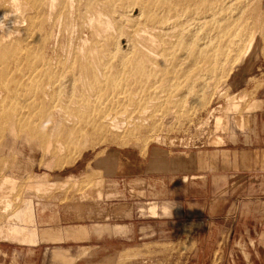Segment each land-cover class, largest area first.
<instances>
[{"label":"rangeland","instance_id":"374dc122","mask_svg":"<svg viewBox=\"0 0 264 264\" xmlns=\"http://www.w3.org/2000/svg\"><path fill=\"white\" fill-rule=\"evenodd\" d=\"M11 1L14 0H0V14H4L6 11L10 13L9 15L15 14L18 19L14 18L13 25L17 22L19 24H15V27L11 26L14 31L18 27V30L24 35L22 38H18L19 40L15 38L14 44L3 45L1 43L0 46H7L6 48H8L10 45L8 49L13 47L11 49L14 50L18 41H23V39L28 41L30 39H27L26 36L28 27L26 28L24 20L28 19L29 16L34 18L39 14L37 16L39 18L38 24H42L45 29H48L46 32L45 30L42 32V36L44 48L49 46L47 51L49 50L50 53L43 48L46 51H43V55L51 63L53 68L51 71H56L57 76L61 79L56 76V80H52L51 83L44 80L45 84L41 83L42 85L37 86V89L32 87L33 89L29 92L27 79L22 77L20 80L19 74L29 71L26 52H19L20 57H15L21 59L19 63H13L7 57L3 61L0 60V66L4 68V71L0 72V79L16 81L17 94L21 95V98L27 102L32 103L33 101L35 105L32 104L36 109V111L33 110V113L21 109V113L18 114L21 117L18 116L15 123L17 126L20 125L19 127L10 125V121L13 119H10L11 114L6 115L5 119L9 118L8 120L4 121V117L2 118L1 124L9 125L10 129L6 127L7 130L6 132L3 131V134L0 131V186L8 178L19 177V182L18 188L11 196V198L13 197V205L16 206L13 207V212L5 215V222L0 227L12 223L10 218L17 214L20 210L19 207L28 199L27 201L31 200L32 203V219H30V212L27 211L23 227L37 231L41 237V241L34 245L0 242V264H69L70 262V264H75V260L70 258H63L61 263L54 261L52 253L54 250L70 249V252L74 253L72 255H76L83 248L87 250V254L76 264H264V165L262 151H260L261 149L264 150V0H228V3H225V0H221V3L218 2L219 0H208V2L200 0L199 4L202 3L201 5L198 4L199 0H134L136 3L132 2L133 0H90V2L89 0H70L71 3L65 0L56 1L58 3L55 1L51 3L53 0H44L43 2L42 0H40L41 2L39 0H19L23 5H26V7L23 6L25 9L28 7L25 11L29 12L22 11L20 15H18L17 9L11 4ZM163 1L176 4L173 8L177 9L168 10L164 8L161 5L164 3ZM29 2L30 4L32 2L31 6ZM44 2L46 5H43ZM88 2L93 6H88ZM35 3L38 5L35 6L37 10L33 7ZM68 3L69 5H67ZM86 3H88L87 6ZM149 3L150 7H155L154 3H157L156 10H154L157 13H153V15L155 14L154 24L149 20L147 21L149 16L145 14L146 9L144 7L149 6ZM40 5L48 12L45 13V10L39 9L41 8ZM48 5L54 7L50 8ZM182 6H186V9ZM196 6H201L200 9L203 10H198ZM222 6H224L225 14L222 11ZM158 8L161 10L158 11ZM99 9L100 13L104 10V15L101 14L103 17L96 15L95 11L99 13ZM38 10L39 12H37ZM42 12L46 15L50 14L51 17L55 16L54 18H51L50 15L41 16ZM174 12L175 15H173ZM26 15L28 16L25 17ZM168 15L173 19L165 17ZM58 16L59 18H57ZM175 16L177 17L174 18ZM215 16H219V18H214ZM222 16L223 20L226 18L224 23L221 20ZM99 17L102 21H107L105 19L109 18L108 20H111L110 22L117 27L112 24L114 27L111 29L112 31L109 30L107 34L106 32L103 34L101 28L98 31L97 27L99 26H96L98 22H94V18L98 20ZM212 18L215 21L219 19L216 21L218 23ZM40 20L48 24L46 25ZM164 20H166V24L168 21V26L165 25ZM180 20L182 21L180 22ZM145 22L144 27L146 29L143 27ZM163 22L164 25H162ZM220 22L223 24L222 26ZM6 23L9 22L6 21ZM91 23L92 25H90ZM209 23L213 25L210 27ZM187 24L192 25L188 26ZM19 26L22 30L19 29ZM154 27L158 28V33ZM217 27H219L218 31L216 30ZM211 28L213 29L211 30ZM114 29L116 33L113 32ZM134 29L135 32H133ZM146 32L147 34H145ZM184 32L190 34V37L188 35L186 37ZM136 34H139L138 37L145 34L140 37L142 40L145 38V43L140 41ZM46 35L50 36H47L50 42L45 37ZM118 35L123 38L122 42ZM147 35L152 39L150 40ZM99 36L102 37L99 38ZM254 36L256 38L251 52L243 62L239 63ZM32 38L30 39L31 42L29 41L27 44L34 47V38ZM125 38H129L132 43ZM168 38L170 39L168 40ZM220 38L224 42L219 41ZM84 40L87 42L85 43ZM106 40L111 44L107 43ZM115 40L117 41L116 45ZM104 43H107L109 49ZM159 44L160 48L157 47ZM161 44L164 45V49L161 48ZM167 44L172 46H167ZM216 44L219 46L218 48ZM132 48L133 50H131ZM46 54H50L51 57L49 56V58L51 59H48ZM119 55L123 57L120 58ZM201 56L202 58H200ZM53 57L57 59H53ZM258 57L259 59L256 61ZM125 59L130 61L127 63ZM6 60L12 62L9 64L11 68L6 65L8 64ZM67 60H69L68 63ZM26 61L27 63H25ZM137 62H139L140 68H143L144 78H138L133 72ZM21 64H27L25 66L28 68ZM73 64H75L73 67L75 70L70 67ZM194 64L198 65L194 66ZM7 68L9 70H6ZM70 71L75 77L72 78ZM5 72L8 74L4 75ZM81 72L83 78L78 77ZM106 74L111 78H106ZM196 74H199V78H195ZM64 75L69 76L65 77ZM189 76L191 77L190 80ZM112 80L117 81L118 88L114 89L111 86ZM39 88L40 90H38ZM242 95H246L245 101H237L241 100L240 96ZM10 98L13 100L15 94H11ZM254 102L260 103L261 106L252 109L251 105ZM20 107L18 106V108ZM148 107V115L143 114L144 108ZM99 108L104 109L105 114L112 113L113 117L122 116L120 121L125 122L127 120L126 122L131 123L133 127L129 128V125H125V128L123 127L122 130L120 128L118 129L119 132L117 130L115 132L110 129L111 126L108 123L100 125L95 114ZM50 114L51 116H49ZM216 117L217 119L224 117L226 123L228 121V129L226 130V123L224 127L226 131L216 129ZM133 118L135 122H130ZM238 119L241 120L240 123H238ZM217 134L225 137L226 144L209 145L212 143L211 140L214 135ZM150 145L164 148L173 154L219 148L232 150L249 148L253 151L245 156L244 167L240 166L238 171L229 173L213 185L211 198H205V204H208L203 219L206 223L194 222L193 219L192 224H190L189 220H183L169 226L165 225V230L160 229L159 231L154 222L144 220L149 221V223L143 224L140 237L133 241L117 239L118 243L111 244L107 238L108 233L102 235L91 233L90 237L84 240L85 242L76 240L62 242L70 237L68 232L71 231L67 229V226L71 224L70 220L94 219V217L99 216L100 207L104 206L100 203L101 201L98 202L103 196L98 197L96 192L90 199L80 198L83 192L95 186L94 183L98 177L103 178L100 172L94 170L91 160L95 157L99 158L109 148H139L143 151ZM61 147L64 148V152L60 149ZM68 177H73V179L63 190L56 189L58 185L51 183L57 179L67 180ZM103 180L102 193L104 194V191L108 190L112 183L109 184L105 178ZM38 182L52 184L53 187L48 185L47 190L49 192L46 194H37L32 189H27L30 183ZM120 183L122 185L123 182ZM117 187H120L119 183H117ZM141 189L143 188L140 187L138 190L141 191ZM104 201L106 200L104 199ZM151 204L153 202L146 205ZM119 205L122 204L117 206ZM76 206L82 208L81 215H78ZM144 209L143 214L150 215L147 208ZM165 209L168 210L169 208L166 206ZM90 213L93 214V217H84ZM105 215L108 217V214ZM89 223L94 224V222H85V224ZM91 224L88 226L91 227ZM159 226L162 227V225ZM54 229H58L55 234L58 239L53 242L50 239L42 241V234L45 232L54 234ZM128 231L127 226L124 225L123 231L118 234L125 236Z\"/></svg>","mask_w":264,"mask_h":264},{"label":"crops","instance_id":"0c3cea01","mask_svg":"<svg viewBox=\"0 0 264 264\" xmlns=\"http://www.w3.org/2000/svg\"><path fill=\"white\" fill-rule=\"evenodd\" d=\"M258 59L259 57L256 61ZM260 106V103L254 102L251 108L257 109ZM240 122L241 120L238 119V123ZM226 125L227 130L228 121ZM250 151L253 150L249 148L233 150L219 148L173 154L164 148L151 145L143 151L139 148H109L99 158H93L91 164L94 170L100 172L101 176L109 184H112L103 194L101 190L104 186V180L98 177L94 183L95 186L89 188L91 190H87V193L83 192L84 196L81 194L80 197L90 199L93 197V190H95L97 196L99 195L98 197L103 196V200H98V202L101 201L100 203L104 206L100 207L99 216L94 217V219L70 220L71 224L67 226V229L71 231L68 232L70 237L62 242L68 240L85 242L84 240L88 239L91 233L98 235L108 233L107 238L111 244L118 243L117 239L133 241L135 238L140 237L143 224L149 223V221L144 220L154 222L156 229L159 231L160 229L165 230V227L170 224L183 220H189L190 224H192L193 219L194 222L206 223L203 219L208 204H205V198H211L213 185L219 179L225 178L229 173L238 171L240 166H245V156ZM260 151H262L264 165V150L261 149ZM72 179L73 177L68 178L67 182L59 179L51 183L59 182L56 189L63 190L70 184ZM120 182L125 185L123 183L121 185ZM117 183L120 184V187H117ZM133 184L136 186H133ZM140 187L143 188L141 191L138 190ZM90 193L91 195H87ZM26 201L19 207L20 210L17 214L10 218L12 223L0 227V242L34 245L41 241L37 231L23 227L27 211L30 212V219H32V203L31 200ZM151 202L153 204L147 206ZM118 204L122 205L117 206ZM166 206L169 208L168 210L165 209ZM144 208H147L150 215L143 214ZM76 211L78 215L82 214L80 206H76ZM105 214H108V217ZM84 217H93V214L90 213L84 215ZM85 222H94V224H85ZM90 224L91 227L88 226ZM122 224L127 226L129 230L125 236L124 234H118L124 229ZM159 225H162V227ZM57 230L54 229V234L50 232L43 233L42 241L50 239L53 242L57 240L58 238L55 237ZM70 253V249L54 250L52 259L60 262L63 258H70L75 260L76 264L87 254V250L83 248L76 255Z\"/></svg>","mask_w":264,"mask_h":264},{"label":"bare ground","instance_id":"6f19581e","mask_svg":"<svg viewBox=\"0 0 264 264\" xmlns=\"http://www.w3.org/2000/svg\"><path fill=\"white\" fill-rule=\"evenodd\" d=\"M32 1H35V0H32ZM38 1V0H37ZM40 1V0H39ZM44 0H42V2H43ZM45 1H47V0H45ZM54 1L56 2V1H58V0H53V2H51V3H54ZM65 1H69V3H71L70 2V0H65ZM73 1V0H72ZM77 1V0H76ZM75 1V2H76ZM82 1V0H81ZM80 1V2H81ZM88 1V0H87ZM101 1V0H100ZM137 1V0H136ZM136 1L134 2V0L132 1V2H134V3H136ZM201 1H203V0H201ZM200 0H199V2H198V4L201 2ZM217 1V0H216ZM216 1H214V2H216ZM221 0H219L218 2H220ZM226 1V2H225ZM225 1H222V2H225V3H228L227 1L228 0H225ZM4 2V1H3ZM12 2V1H11ZM41 2V1H40ZM49 2V1H48ZM79 2V1H78ZM89 2H90V0H89ZM88 2V3H89ZM104 2V1H103ZM142 2V1H141ZM157 2V1H156ZM160 2V1H159ZM159 2H158V4H159ZM164 2V3H163ZM162 3L163 4H161V5H163L164 6V8H166V9H168V10H171L174 6H176V4H174V3H170V2H168V1H163ZM204 2V1H203ZM205 2H208V0H206ZM212 2V1H211ZM213 2V3H214ZM45 3V2H44ZM43 3V5H46V3L44 4ZM50 3V4H51ZM56 3H58V2H56ZM69 3L67 4V5H69ZM88 3H86V6H87V4ZM91 3L93 4V2L91 1ZM101 3V2H100ZM133 3V4H134ZM138 3H140V2H138ZM161 3V2H160ZM180 3H182V2H180ZM212 3V4H213ZM221 3V2H220ZM219 3V4H220ZM225 3L223 4V5H225ZM5 4V3H4ZM14 7H15V9H17L16 11L18 12V15H20V14H22L21 12L22 11H24L25 13H27L25 10L26 9H28V7L25 9L23 6H25L26 7V5L24 4H22V2H20L19 0H14L12 3H11ZM29 4H30V2H29ZM31 4H32V2H31ZM31 4H30V6H31ZM47 4H49V3H47ZM49 4V5H50ZM77 4V3H76ZM99 4V3H98ZM142 4V3H141ZM155 4V7L157 6V3H154ZM186 4V3H185ZM202 4V3H201ZM201 4H199V5H201ZM205 4V3H204ZM203 4V5H204ZM216 4H218V3H216ZM245 4V3H244ZM7 5H9V4H7ZM11 5V6H12ZM42 5V4H41ZM40 5V7L41 8H39V9H43V7ZM48 5V6H49ZM66 5V3L64 4V6ZM107 5V4H106ZM119 5V4H118ZM135 5V4H134ZM143 5V4H142ZM141 5V6H142ZM149 6H145L144 7V9H146L145 11V14H147L146 16H149V19H148V17H147V21L149 20L150 22H152V24H154V20H155V14L153 15V13H155L154 12V10H156L155 9V7H150V3L148 4ZM180 5V4H179ZM189 5V4H188ZM234 5H236V4H234ZM12 6V7H13ZM29 6V7H30ZM35 6H38L36 3H35V5L33 6L34 8H35ZM53 6V5H52ZM52 6L50 7V8H52ZM70 6H71V4H70ZM88 6H93V5H90V3L88 4ZM99 6V5H98ZM120 6V5H119ZM138 6V5H137ZM208 6V5H207ZM54 7V6H53ZM72 7H73V5H72ZM159 7V6H158ZM180 7V6H179ZM182 7H184V6H182ZM186 7V6H185ZM184 7V8H185ZM188 7V6H187ZM191 7V6H190ZM194 7V6H193ZM197 7V6H196ZM199 7V6H198ZM197 7V9L199 10L200 9V7L198 8ZM203 7V6H202ZM215 7H217V6H215ZM218 7H219V5H218ZM223 7V12H224V6H222ZM24 8V10H22ZM33 8V9H34ZM55 8H57L56 6H55ZM55 8H53V9H55ZM64 7H62V9H63ZM76 8V7H75ZM111 8V7H110ZM143 8V7H142ZM183 8V9H184ZM220 8V7H219ZM218 8V9H219ZM226 8V7H225ZM36 9V8H35ZM46 9H47V6H46ZM65 9V8H64ZM68 9H71V8H68ZM73 9V8H72ZM83 9H84V7H83ZM89 9H90V7H89ZM88 9V10H89ZM173 9H177V8H173ZM179 9V8H178ZM186 9V8H185ZM195 9V8H194ZM207 9V8H206ZM222 9V8H221ZM234 9V8H233ZM10 10V9H9ZM37 10V9H36ZM35 10V11H36ZM43 10H45V9H43ZM50 10V9H49ZM52 10V9H51ZM133 10V9H132ZM159 10H161V9H159L158 8V11ZM200 10H203V9H200ZM46 11L47 10H45V13H46ZM63 10H61V12H62ZM94 11V10H93ZM104 11V10H103ZM103 11H102V13H103ZM115 11H117V10H115ZM164 11V10H163ZM166 11V10H165ZM209 11V10H208ZM213 11V10H212ZM211 11V12H212ZM215 11V10H214ZM221 11V13H223ZM31 12H32V10H31ZM37 12H39V10L37 11ZM48 12V11H47ZM59 12H60V10H59ZM81 12H83V11H81ZM96 12V15H100V16H102V15H104V13L102 14V13H100L101 11H100V9H99V13H97V11H95ZM139 12V11H138ZM137 12V13H138ZM29 13V12H28ZM33 13V12H32ZM44 12H42V15L41 16H43V15H45V16H48V15H50V14H48V15H46V14H43ZM49 13H50V11H49ZM55 14V12H52V14ZM57 13V12H56ZM63 13V12H62ZM61 13V14H62ZM144 13V12H143ZM157 13V12H156ZM161 13V12H160ZM172 13V12H171ZM199 13H200V11H199ZM215 13H216V11H215ZM217 13H220V12H217ZM10 13H7V11H6V13L4 12V14H0V44L1 43H3V45H5V44H14L13 43V40H15V38L17 39V40H19L18 38H22V36L24 35L23 34V32H21V31H19L18 30V27L17 28H15V29H17V30H15L14 31V29H13V27L12 26H14L13 25V22L12 21H15L14 20V18H17L16 17V15H15V17H14V15L12 16V13H11V15H9ZM35 14V13H34ZM89 14V13H88ZM102 14V15H101ZM109 14V13H108ZM107 14V15H108ZM123 14V13H122ZM145 14H143V15H145ZM168 14H170V13H168ZM183 14V13H182ZM224 14H225V12H224ZM227 14H228V12H227ZM226 14V15H227ZM23 15H25V14H23ZM22 15V16H23ZM39 15V14H38ZM37 15V16H38ZM63 15V14H62ZM70 15V14H69ZM95 15V16H96ZM173 15H175V12L173 13ZM178 15V14H177ZM207 15V14H206ZM210 15V14H209ZM208 15V16H209ZM214 15V14H213ZM215 15H217V14H215ZM219 15V14H218ZM220 15H222V14H220ZM230 15V14H229ZM28 15H26L25 17H27ZM31 16H32V14H31ZM36 16V15H35ZM34 17L33 18V16H32V18L29 16V18L27 19H25L24 20V24H26V28L28 27V31H26V29H23V31H26V36H27V39L28 38H32L33 39V46H34V43H35V46L34 47H32L31 46V44H27V43H29V41L31 42V40L30 39H28V41L27 40H25V39H23V41H18L17 43V46L14 48V50H12L11 48H13V47H11L10 49H8L9 47H10V45H9V47L8 48H6V47H1L0 46V60L1 61H3V59H5L6 57H7V59L9 58L13 63H19V62H21V59H19V52L20 53H22V52H26V60L28 61V63H27V61L25 62V63H27V64H21V65H23V67H29V71H28V73H24V74H22V73H19L20 74V80H21V78L22 77H24L25 79H27V81H28V86H27V88H28V91L29 90H31V89H33V88H35V89H37L38 87L37 86H41L42 84L41 83H44V80H47V82L49 81V83H51L52 82V80H56V76H57V72L55 71L54 72V70H52L51 71V69H53L51 66V63L49 62V60H47L46 59V57H44V55H43V51L44 50H46L47 51V47H49V46H47V47H45L44 48V40H43V36H42V32L45 30V32L48 30L47 28V30L44 28V25L42 26V24L41 25H39L38 24V17ZM44 16V17H45ZM54 16L55 15H53V17H51V15H50V17L51 18H54ZM60 16V15H59ZM59 16L57 17V18H59ZM106 16V15H105ZM105 16H104V18H105ZM120 16V15H119ZM119 16H118V18H119ZM135 16H136V14H135ZM139 16V15H138ZM145 16V17H146ZM179 16V15H178ZM61 18H62V16H60ZM64 17V16H63ZM103 17V16H102ZM107 17V16H106ZM108 17H109V15H108ZM144 17V18H145ZM156 17H158V16H156ZM165 17H168V18H170L169 17V15L168 16H165ZM164 17V18H165ZM177 16H175L174 18H176ZM211 17V15L209 16V18ZM227 17V16H226ZM19 18H20V16H19ZM46 18V17H45ZM101 17H99V19H100ZM104 18H102V19H104ZM116 18H117V16H116ZM115 18V19H116ZM129 18V17H128ZM138 18V17H137ZM160 18V17H159ZM167 18V19H168ZM179 18V17H178ZM208 18V17H207ZM206 18V19H207ZM214 18H219V16L217 17V16H215ZM18 19V18H17ZM21 19V18H20ZM19 19V20H20ZM23 19V18H22ZM44 19V18H43ZM93 19V18H92ZM95 20H94V22H96L95 24H96V26H99V27H97L98 28V31L100 30V28H101V31H102V33L103 32H106V34H107V31H109V30H111V29H113L114 27H113V25L114 26H116L115 24H113V23H111L108 19H105V20H107V21H102L101 19L99 20L98 18V20H96V18H94ZM163 19V18H162ZM170 19H173V18H170ZM170 19H168V20H170ZM181 19H183L182 17H181ZM211 19V18H210ZM213 19V18H212ZM18 20V21H19ZM46 20V19H45ZM83 20V19H82ZM214 20V19H213ZM219 20V19H218ZM217 19H216V21H218ZM222 22L224 23V21L226 20V18H225V20H223V16H222ZM6 21H8L9 23H6ZM41 21H43V20H40V22ZM46 21H48V20H46ZM62 21H63V19H62ZM93 21V20H92ZM91 21V22H92ZM113 21V20H112ZM117 21V20H116ZM125 21V20H124ZM146 21V22H147ZM160 21H162V20H160ZM182 20H180V22H181ZM184 21V20H183ZM212 21V20H211ZM215 21V20H214ZM215 21V22H216ZM43 22H45V21H43ZM51 22V21H50ZM67 22V21H66ZM94 22H93V24H94ZM120 23H121V21H119ZM146 22L143 24V27H144V25L146 24ZM149 22V23H150ZM164 22H165V25H167L168 24V21H167V24H166V20H164ZM164 22H163V24L162 25H164ZM175 22V21H174ZM174 22L172 23L173 25H174ZM179 22V21H178ZM209 22H210V20H209ZM214 22V23H215ZM46 23V22H45ZM115 23V22H114ZM124 23V22H123ZM148 23V22H147ZM157 23V22H156ZM158 23H160L159 22V20H158ZM157 23V24H158ZM171 23V22H170ZM176 23V22H175ZM187 23H188V21H187ZM206 23H208V22H206ZM216 23H218V22H216ZM221 23V22H220ZM245 23V22H244ZM17 24H19V22H17ZM16 24V25H17ZM48 23H46V25H47ZM113 24V25H112ZM117 24H118V22H117ZM151 24V25H152ZM171 24V25H172ZM210 24V23H209ZM12 25V26H11ZM67 25V24H66ZM90 25H92V23L90 24ZM148 25V24H147ZM169 25V24H168ZM167 25V26H168ZM177 25V24H176ZM188 25V24H187ZM192 24H190V25H188V26H191ZM208 25V24H207ZM207 25H205V26H207ZM213 25V24H212ZM211 24H210V27L212 26ZM223 24L221 23V26H222ZM20 26H21V24H20ZM20 26H19V29H20ZM25 26V25H24ZM94 26V25H93ZM121 27H123L122 25H120ZM178 26V25H177ZM215 26V25H214ZM219 26V25H218ZM224 26H227L226 24H224ZM15 27V26H14ZM117 27V26H116ZM142 27V28H143ZM166 27V26H165ZM165 27H164V29H165ZM186 27V26H185ZM48 28H49V25H48ZM62 28V27H61ZM124 28V27H123ZM123 28H121V29H123ZM145 28V27H144ZM150 28V27H149ZM152 28V27H151ZM155 29H156V27H154ZM161 28V27H160ZM214 28V27H213ZM213 28H211V30L213 29ZM218 28L219 27H217V31H218ZM226 28H228V27H226ZM230 28V27H229ZM81 29V28H80ZM92 29H93V27H92ZM120 29V28H119ZM146 29V28H145ZM148 29V28H147ZM158 29V28H157ZM156 29V32L158 33V31L159 30H157ZM163 29V30H164ZM167 29H169V28H167ZM183 29V28H182ZM192 29V28H191ZM231 29V28H230ZM20 30H22V29H20ZM54 30V29H53ZM124 30H126V29H124ZM143 30V29H142ZM150 30V29H149ZM152 30H154V29H152ZM152 30H151V32H152ZM188 30H189V28H188ZM225 30H227V29H225ZM249 30V29H248ZM49 31H51V30H49ZM100 31V32H101ZM112 31V30H111ZM129 31H131V30H129ZM137 31H138V28H137ZM141 31V30H140ZM147 31V30H146ZM174 33H175V28H174ZM176 31H177V27H176ZM185 31V30H184ZM228 31V30H227ZM235 31V30H234ZM114 33H116V31H115V29H114V31H113ZM112 32V33H113ZM120 32V31H119ZM133 32H135V29H134V31ZM141 32H143V31H141ZM155 32V31H154ZM172 32V31H171ZM188 32V31H187ZM191 32H192V30H191ZM210 32V31H209ZM215 32V31H214ZM25 33V32H24ZM48 33V32H47ZM60 33V32H59ZM93 33V32H92ZM110 33V32H109ZM118 33V32H117ZM121 33H123V32H121ZM121 33H120V35H121ZM125 33H126V31H125ZM129 33H131V32H129ZM144 33V32H143ZM153 33V32H152ZM162 34H163V32H161ZM166 33V32H165ZM174 33H173V35H174ZM180 33V32H179ZM182 33V32H181ZM185 33V32H184ZM216 33V32H215ZM226 33H228V32H226ZM232 33V32H231ZM50 34V33H49ZM97 34V33H96ZM100 34V33H99ZM98 34V35H99ZM104 34V33H103ZM102 34V35H103ZM124 34V33H123ZM139 34H142V33H139ZM139 34H136L137 35V37H138V35ZM145 34H147V32L145 33ZM145 34H143V35H145ZM161 34V35H162ZM206 34V33H205ZM212 34V33H211ZM217 34V33H216ZM216 34H214V35H216ZM51 35H53L52 33H51ZM95 35V34H94ZM120 35H118L119 36V38L121 39V42H122V39L123 38H121L120 37ZM130 35V34H129ZM142 35V36H143ZM148 35H150V34H148ZM147 35V36H148ZM164 35V34H163ZM177 35V34H176ZM185 36L186 35H188V33L186 34H184ZM190 35V34H189ZM188 35V36H189ZM192 35V34H191ZM213 35V36H214ZM224 35H225V33H224ZM48 35H46L45 37H47ZM97 36V35H96ZM105 36V35H104ZM109 37H110V35H108ZM122 36V35H121ZM142 36H140V37H142ZM151 36V35H150ZM152 36H153V34H152ZM157 36V35H156ZM159 36V35H158ZM169 36V35H168ZM182 36V35H181ZM195 36V35H194ZM205 36V35H204ZM212 36V37H213ZM48 37H50V36H48ZM47 37V38H48ZM100 37H102V36H99V38ZM114 36H112V38H113ZM127 37H128V34H127ZM140 37H138L139 39H140V41H144V43H145V38L142 40ZM146 37V36H145ZM149 37V36H148ZM154 37V36H153ZM160 37V36H159ZM173 37H175V36H173ZM178 36H176L175 38H177ZM187 37V36H186ZM190 37V36H189ZM189 37H188V39H189ZM203 37V36H202ZM46 38V39H47ZM88 38V37H87ZM115 38V37H114ZM150 38V40L152 39L151 37H149ZM201 38V37H200ZM209 38V37H208ZM222 38V37H221ZM220 38V40L219 41H223L224 42V40H222ZM224 38V37H223ZM234 38V37H233ZM255 36L251 39V41L249 42V44H248V46H247V48H246V50H245V52H244V54L242 55V57H241V59H240V61H239V63H241V62H243L244 61V59L246 58V56L251 52V50H252V48H253V46H254V43H255ZM46 39H45V41H46ZM102 39H104V38H102ZM126 39V38H125ZM124 39V40H125ZM146 39H147V37H146ZM170 38H168V40H169ZM194 39V38H193ZM225 39V38H224ZM48 40H49V38H48ZM47 40V41H48ZM99 40V39H98ZM110 40H111V37H110ZM116 40L118 41V42H120L117 38H116ZM115 40V45H116V41ZM128 42H131V41H129L130 39L129 38H127L126 39ZM125 40V41H126ZM131 40H133V39H131ZM135 40V39H134ZM148 40V39H147ZM182 40H183V38H182ZM182 40H181V42H182ZM185 40H186V38H185ZM190 40V39H189ZM209 40V39H208ZM226 40H227V38H226ZM85 41V40H84ZM102 41V40H101ZM105 41V40H104ZM112 41V40H111ZM155 41H156V39H155ZM165 41V40H164ZM179 41H180V39H179ZM187 41V40H186ZM185 41V42H186ZM193 42H194V40H192ZM191 41V42H192ZM48 42H50V40L48 41ZM82 42H83V40H82ZM87 42V40L85 41V43ZM106 42H107V40H106ZM154 42V41H153ZM156 42H158V41H156ZM160 42V41H159ZM184 42V43H185ZM204 42V41H203ZM15 43H16V41H15ZM101 43H103V42H101ZM107 43H109V44H111L110 42H107ZM107 43H104L105 45L107 44ZM132 43V42H131ZM137 43H138V41H137ZM143 43V44H144ZM152 43V42H151ZM162 43V42H161ZM165 43V42H164ZM221 43V42H220ZM228 43H229V41H228ZM228 43H226V44H228ZM231 43V42H230ZM45 44L47 45V43L45 42ZM113 44H114V41H113ZM112 44V46H114ZM122 44V43H121ZM141 44V43H140ZM143 44H142V46H143ZM181 44V43H180ZM204 44V43H203ZM79 45V44H78ZM90 45V44H89ZM120 45V44H119ZM119 45H117V47L119 46ZM134 45V44H133ZM177 45V44H176ZM187 45V44H186ZM193 45V44H192ZM206 45V44H205ZM217 45V44H216ZM83 46V45H82ZM94 46V45H93ZM122 46V45H121ZM141 46V45H140ZM161 48L162 49H164L163 48V44H161ZM167 46H170V45H168L167 44ZM172 46V45H171ZM170 46V47H171ZM177 46H179V45H177ZM211 46H213L214 47V45H211ZM228 47H229V45H227ZM79 47V46H78ZM101 47V46H100ZM106 47H107V45H106ZM109 47H110V45H109ZM120 47V46H119ZM123 47V46H122ZM133 47V46H132ZM135 47V46H134ZM157 47H159L160 48V44H159V46H157ZM219 46L217 45V48H218ZM43 48H44V50H43ZM88 48V47H87ZM108 48V47H107ZM175 48V47H174ZM173 48V49H174ZM216 48V47H215ZM77 49V48H76ZM103 49H105V48H103ZM102 49V50H103ZM109 49V48H108ZM135 49V48H134ZM141 49V48H140ZM143 49V48H142ZM209 49V48H208ZM220 49H221V47H220ZM224 49V48H223ZM71 50V49H70ZM97 50V49H96ZM122 50H124V49H122ZM131 50H133V48L131 49ZM139 50V49H138ZM152 50V49H151ZM160 50V49H159ZM166 50H168V49H166ZM181 50V49H180ZM195 50V49H194ZM213 50H214V48H213ZM213 50H212V52H213ZM230 50V49H229ZM46 51H44V52H46ZM69 51V50H68ZM77 51H78V49H77ZM81 51V50H80ZM106 51V50H105ZM164 51V50H163ZM203 51V50H202ZM215 51V50H214ZM47 52H49V50L47 51ZM86 52V51H85ZM122 52V51H121ZM157 52V51H156ZM229 52V51H228ZM50 53V52H49ZM114 53V52H113ZM133 53V52H132ZM154 53V52H153ZM164 53H166V52H164ZM168 53H169V51H168ZM168 53H166V54H168ZM52 54V53H51ZM73 54V53H72ZM81 54V53H80ZM109 54V53H108ZM170 54V53H169ZM214 54H215V52H214ZM47 55V54H46ZM45 55V56H46ZM239 55V54H238ZM17 56H19L18 57V59L17 58H15V57H17ZM48 56V59H51V58H49V56L51 57V55L49 54V55H47ZM53 56V55H52ZM94 56V55H93ZM99 56V55H98ZM107 56H109V55H107ZM120 56V55H119ZM159 56V55H158ZM165 56V55H164ZM175 56V55H174ZM203 56V55H202ZM202 56L200 57V58H202ZM25 57V56H24ZM77 57V56H76ZM75 57V58H76ZM114 57H115V54H114ZM123 56H120V58H122ZM168 57H169V55H168ZM204 57V56H203ZM206 57V56H205ZM93 58V57H92ZM91 58V59H92ZM96 58V57H95ZM105 58H106V55H105ZM136 58V57H135ZM175 58H176V56H175ZM207 58V57H206ZM209 58H211L210 56H209ZM53 59H57V58H54L53 57ZM94 59V58H93ZM107 59V58H106ZM116 59V58H115ZM142 59V58H141ZM150 59V58H149ZM166 59V58H165ZM174 59V58H173ZM79 60V59H78ZM78 60H76V62L78 61ZM99 60H100V58H99ZM110 60H112V59H110ZM118 60V59H117ZM126 60V59H125ZM170 60V59H169ZM197 60V59H196ZM199 60V59H198ZM7 62H8V64H6L7 66L9 65V64H11L8 60H6ZM55 61V60H54ZM58 61V60H57ZM68 61L69 60H67V63H68ZM84 61V60H83ZM127 61V63H128V61H130V60H126ZM163 61V60H162ZM195 61V60H194ZM228 61V60H227ZM24 62V61H23ZM60 62V61H59ZM58 62V63H59ZM75 62V61H74ZM111 62V61H110ZM54 63V62H53ZM71 63V62H70ZM73 63V62H72ZM78 63V62H77ZM81 63V62H80ZM83 63V62H82ZM85 63V62H84ZM125 63V62H124ZM127 63H126V65H127ZM132 63V62H131ZM130 63V64H131ZM143 63H145L144 61H143ZM167 63V62H166ZM55 64V63H54ZM59 64H61V63H59ZM103 64V63H102ZM5 65V64H4ZM3 65V66H4ZM5 65V66H6ZM15 66H16V64H14ZM13 65V66H14ZM25 65H27V66H25ZM56 65V64H55ZM64 65V64H63ZM62 65V66H63ZM67 65V64H66ZM109 65V64H108ZM107 65V66H108ZM139 65V62H137L136 63V67H135V69H134V73H135V75L138 77V78H144V74H143V72H142V70H143V68L141 69L140 68V65ZM198 65V64H197ZM196 64H194V66H197ZM214 65V64H213ZM232 65V64H231ZM238 65V64H237ZM6 66V67H7ZM11 65H9L8 67L9 68H11L10 67ZM54 66V65H53ZM59 66V65H58ZM69 66V65H68ZM76 66H77V64H76ZM79 66V65H78ZM133 66V65H132ZM155 66V65H154ZM228 66V65H227ZM0 67H2V66H0ZM20 67V66H19ZM22 67V68H23ZM27 67V68H28ZM67 67V66H66ZM70 67H75V64H73V66L71 65ZM124 67V66H123ZM127 67V66H126ZM144 67H145V65H144ZM189 67V66H188ZM207 67V66H206ZM213 67V66H212ZM3 68V67H2ZM2 68H0V72L1 71H4V68L2 69ZM15 68H17V67H15ZM56 68H58V67H56ZM83 68V67H82ZM106 68V67H105ZM159 68V67H158ZM74 69V68H73ZM124 69V68H123ZM6 70H9L8 68L6 69ZM20 70V69H19ZM18 70V71H19ZM26 70V69H25ZM69 70V69H68ZM71 70V69H70ZM75 70V69H74ZM185 70V69H184ZM197 70V69H196ZM58 71H60L59 69H58ZM61 71L63 72V70L61 69ZM105 71H106V69H105ZM198 71V70H197ZM64 72H65V70H64ZM73 72V71H72ZM79 72V71H78ZM88 72V71H87ZM196 72V71H195ZM200 72V71H199ZM7 72H5L4 73V75L6 74ZM10 73V72H9ZM194 73V72H193ZM198 73V72H197ZM3 74V73H2ZM8 74V73H7ZM18 74V73H17ZM56 74V75H55ZM60 74H61V72H60ZM63 74V73H62ZM70 74H72L71 73V71H70ZM195 74V73H194ZM193 74V75H194ZM204 74V73H203ZM74 74H72V78L73 77H75V76H73ZM91 75V74H90ZM104 75V74H103ZM201 75V74H200ZM210 75V74H209ZM3 76V75H2ZM65 76V75H64ZM67 77L69 76V75H66ZM65 76V77H66ZM71 76V75H70ZM191 76V75H190ZM189 76V77H190ZM58 77V76H57ZM61 77V76H60ZM62 77H63V75H62ZM78 77H81V78H83L82 77V72L80 73V76H78ZM194 77V76H193ZM213 77V76H212ZM4 78V77H3ZM5 78H6V76H5ZM80 78V79H81ZM90 78H91V76H90ZM105 78V77H104ZM106 78H108V79H110L111 77L110 76H108L107 74H106ZM195 78H199V74H196L195 75ZM7 79V78H6ZM9 79V78H8ZM15 79V78H14ZM58 79H61V78H59L58 77ZM76 79H77V77H76ZM79 79V78H78ZM87 79V78H86ZM191 79V77L189 78V80ZM20 80H19V83H21L20 82ZM93 80V79H92ZM98 80V79H97ZM103 80V79H102ZM188 80V79H187ZM13 80H11V81H9V80H3V79H0V131H2L1 133L3 134L4 132L3 131H5L6 132V130H7V128H9L10 129V126L9 125H7V126H5V123H3V124H1V122H3V120H2V118L4 117V121L5 120H8L9 118H7V119H5L7 116L6 115H9V114H11L12 115V117H10V119L11 118H13L11 121H10V125L11 126H13V127H15V123H16V119H18L17 117L19 116L18 114L19 113H21V109H26L29 113H33V110H35L36 111V109L34 108V105H35V103L32 101V103H34V105L31 103V102H27L25 99H23V98H21V95H19V94H17L18 92H17V89H16V81H13ZM18 81V80H17ZM66 81V80H65ZM94 81H96V79L94 78ZM140 82V81H139ZM138 82V83H139ZM167 82H168V80H167ZM48 83V85H51V84H49ZM56 83H57V81H56ZM213 83V82H212ZM41 84V85H40ZM45 84V83H44ZM47 85V84H46ZM45 85V86H46ZM65 85V84H64ZM19 86V85H18ZM111 86L112 87H114V89L115 88H118V83H117V81L116 80H112L111 81ZM33 87V88H32ZM27 88H26V90H27ZM46 88V87H45ZM48 88V87H47ZM126 88V87H125ZM38 90H40V88L38 89ZM37 90V91H38ZM43 90V89H42ZM71 90V89H70ZM186 90V89H185ZM35 91V90H34ZM36 91V92H37ZM30 92V91H29ZM65 92V91H64ZM185 92V91H184ZM38 93H39V91H38ZM48 93V92H47ZM46 93V94H47ZM152 93V92H151ZM11 94H15V98L12 100L11 98H10V95ZM31 94H33V93H31ZM35 94V93H34ZM42 95V94H41ZM36 96V95H35ZM47 96V95H46ZM241 97V100L239 99V100H237V101H239V102H242V101H245V99H246V95H242V96H240ZM85 99V98H84ZM31 100V99H30ZM29 100V101H30ZM236 100V99H235ZM108 101V100H107ZM118 102V101H117ZM151 102V101H150ZM239 102H237V103H239ZM114 103V102H113ZM120 103V102H119ZM104 104V103H103ZM149 104H151V103H149ZM48 105V104H47ZM118 105V104H117ZM155 105V104H154ZM153 105V106H154ZM236 105V104H235ZM18 106H21L20 108H18ZM104 106V105H103ZM84 107V106H83ZM112 107V106H111ZM85 108V107H84ZM104 108V107H103ZM42 109V108H41ZM40 109V110H41ZM239 109V108H238ZM50 110V109H49ZM103 110L104 109H101V108H99V109H97L96 110V112H95V114H96V117H97V122L100 124V125H102V124H105V123H108L110 126H111V128L110 129H112L113 131H115V130H117L118 132H119V130L118 129H120L121 128V130H122V128L124 127L125 128V125L126 126H128L129 128L130 127H133V125H131V123L129 124V122H121L120 121V119H122L120 116L119 117H113L111 114L112 113H107V114H105V112H103ZM148 110H149V107L148 108H144V111H142L143 112V114H147L148 113ZM234 110V109H233ZM236 110H237V108H236ZM58 111V110H57ZM56 111V112H57ZM151 112V111H150ZM48 113V112H47ZM50 113H52V112H50ZM57 113H59V111L57 112ZM27 114V113H26ZM55 114V113H54ZM139 114H140V112H139ZM142 114V115H143ZM3 115H5V116H3ZM10 115V116H11ZM22 115V114H21ZM30 115V114H29ZM46 115V114H45ZM142 115H140V116H142ZM148 115V114H147ZM159 115V114H158ZM32 116H33V114H32ZM49 116H51V114L49 115ZM48 116V117H49ZM125 116V115H124ZM145 116V115H144ZM19 117H21V116H19ZM220 117V116H219ZM50 118V117H49ZM56 118V117H55ZM74 118V117H73ZM76 118V117H75ZM140 118H142V117H140ZM144 118V117H143ZM78 119V118H77ZM71 120V119H70ZM135 119L133 118V120L131 119L130 120V122L132 121V122H135L134 121ZM226 119H224V117L223 118H218L217 119V117H216V129L218 130V131H221V130H223L224 129V127H225V123H226V121H225ZM137 122H139V121H137ZM142 122V121H141ZM149 122V121H148ZM7 123V122H6ZM8 124V123H7ZM54 124H55V121H54ZM138 124V123H137ZM145 124H146V122H145ZM17 126V125H16ZM20 126V125H19ZM19 126H17V127H19ZM7 127V128H6ZM101 127V126H100ZM226 127H227V125H226ZM6 128V129H5ZM17 129V128H16ZM216 130V131H217ZM225 130V129H224ZM20 131V130H19ZM218 131H217V133H218ZM226 131V130H225ZM116 132V131H115ZM35 133V132H34ZM220 133V132H219ZM52 136V135H51ZM4 137V136H3ZM55 137V136H54ZM5 138V137H4ZM39 139V138H38ZM156 140H157V138H156ZM160 142V141H159ZM211 142L212 143H210L209 145H211V144H214L213 146H215V145H222V144H224L225 143V137L224 136H222V135H219V134H217V135H214V137H213V139L211 140ZM226 144V143H225ZM63 145V144H62ZM61 145V146H62ZM59 147V146H58ZM62 147H64V146H62ZM60 148V149H64V148ZM61 150V151H62ZM61 151H60V153H61ZM59 152V151H58ZM63 152H64V150H63ZM69 178V177H68ZM71 178V177H70ZM19 180V177H17V178H8V180H6V181H4V183H2L1 184V186H0V225L2 224V223H4V218H5V215H7V214H9L11 211L13 212V207L14 206H16V205H13V200H12V198H11V196H13L12 194L16 191V188H18V181ZM58 180V179H57ZM100 180V179H99ZM71 181V180H70ZM66 182H67V180H66ZM55 184L56 185H59V182L58 183H56L55 182ZM98 184V183H97ZM96 184V185H97ZM101 184V183H100ZM48 185L49 184H47V183H45V182H38V183H33V184H29L28 185V187H27V189H32L33 191H35V192H37V194H42V193H47V192H49L48 190H47V188H48ZM52 185V184H51ZM51 185H49V186H51ZM63 186V185H62ZM66 186V185H65ZM51 187H53V186H51ZM102 187V186H101ZM98 188L99 189H101L99 186H98ZM97 189V188H96ZM103 189V188H102ZM88 190H91V189H88ZM93 190V189H92ZM94 192H95V190H93ZM102 191V190H101ZM86 192V191H85ZM84 192V193H85ZM89 192V191H88ZM99 192V191H98ZM87 193V192H86ZM101 193V192H100ZM87 195H91V193L90 194H87ZM82 196H84L83 194H82ZM99 196V195H98ZM81 197V196H80ZM85 198V197H84ZM86 199V198H85ZM94 199V198H93ZM16 201H17V199H16ZM82 201V200H81ZM15 202V201H14ZM16 204H18V203H16ZM15 208V207H14ZM12 222V221H11ZM13 234V233H12ZM9 235H11V234H9ZM8 236V235H7ZM15 237H17V236H15ZM20 237V236H19ZM1 239V238H0ZM12 239V238H11ZM78 260V259H77ZM62 261V260H61ZM68 263V262H67ZM71 263V262H70ZM69 263V264H70Z\"/></svg>","mask_w":264,"mask_h":264}]
</instances>
